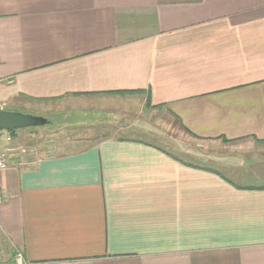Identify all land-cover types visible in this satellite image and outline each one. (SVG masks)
<instances>
[{
	"label": "crops",
	"instance_id": "crops-1",
	"mask_svg": "<svg viewBox=\"0 0 264 264\" xmlns=\"http://www.w3.org/2000/svg\"><path fill=\"white\" fill-rule=\"evenodd\" d=\"M0 110V264H264V0H0Z\"/></svg>",
	"mask_w": 264,
	"mask_h": 264
},
{
	"label": "rangeland",
	"instance_id": "rangeland-1",
	"mask_svg": "<svg viewBox=\"0 0 264 264\" xmlns=\"http://www.w3.org/2000/svg\"><path fill=\"white\" fill-rule=\"evenodd\" d=\"M51 119L54 120L53 122H56V120H57L53 117H51ZM61 120L67 121V118H64V116H63V117H61ZM47 127H48V125H44V126H38V127H33V128H25V129L16 130L17 134L12 135L13 139H12L11 143L9 142L10 144H8L9 145L8 148L10 149V151H12L11 153H13L15 155L17 153H21V154L25 155L24 157H28V158L31 157L33 159H38L42 156L54 155L57 153H63L64 150L62 148V145H59L56 147V144H54V141H52V139H51L52 136H50V134H49V131H53L55 129V127L54 128H47ZM58 130H61V129H58ZM63 133H64L63 135H66V136L71 135L72 136L71 138L77 137L80 134L83 137L82 131L79 132V135H78V132L74 133L70 130L63 132ZM5 136H6V131H0V148L7 145V142L5 140ZM81 136H79V137H81ZM135 137L137 138V137H143V136L137 135ZM143 138L150 140V141L154 142L155 144L163 145V143L160 140L150 139V138H146V137H143ZM66 143H67V141H66ZM163 146L165 147V148L163 147V149L169 150L168 152L173 153V154H178V151L176 149L172 150L168 146H165V145H163ZM75 147L76 146L73 145L72 147H67V148L68 149H74ZM259 156H260V159L258 160L259 162L254 167L257 170V174H258V168H261L260 170L264 171V150L261 152V154ZM196 163H198V162H196ZM259 173L261 174V172H259ZM245 180H246L244 182L245 184L262 185V184H264V175L261 174L259 176V175H256V173H255L252 178L248 177Z\"/></svg>",
	"mask_w": 264,
	"mask_h": 264
},
{
	"label": "water",
	"instance_id": "water-1",
	"mask_svg": "<svg viewBox=\"0 0 264 264\" xmlns=\"http://www.w3.org/2000/svg\"><path fill=\"white\" fill-rule=\"evenodd\" d=\"M47 123L48 120L42 117L0 110V131L33 128Z\"/></svg>",
	"mask_w": 264,
	"mask_h": 264
},
{
	"label": "built area",
	"instance_id": "built-area-1",
	"mask_svg": "<svg viewBox=\"0 0 264 264\" xmlns=\"http://www.w3.org/2000/svg\"><path fill=\"white\" fill-rule=\"evenodd\" d=\"M12 134L10 133V131H6V136H5V140L7 142H11L12 141ZM6 167V157L4 152H0V170ZM5 194L3 192V190L0 188V207L3 205L4 201H5ZM23 258L22 255L19 254L17 256V262L20 264L22 263Z\"/></svg>",
	"mask_w": 264,
	"mask_h": 264
},
{
	"label": "trees",
	"instance_id": "trees-1",
	"mask_svg": "<svg viewBox=\"0 0 264 264\" xmlns=\"http://www.w3.org/2000/svg\"><path fill=\"white\" fill-rule=\"evenodd\" d=\"M149 105H150V103H148V105H147V108H149ZM16 130H10V133L12 134V135H15L16 134ZM224 140H226V139H224ZM227 141V140H226ZM164 150V149H163ZM164 152H166L167 153V151L166 150H164ZM19 255V254H18ZM17 255V256H18Z\"/></svg>",
	"mask_w": 264,
	"mask_h": 264
}]
</instances>
